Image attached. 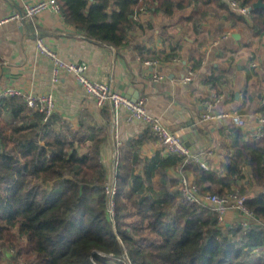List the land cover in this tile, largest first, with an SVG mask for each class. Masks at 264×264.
<instances>
[{
    "label": "trees",
    "instance_id": "16d2710c",
    "mask_svg": "<svg viewBox=\"0 0 264 264\" xmlns=\"http://www.w3.org/2000/svg\"><path fill=\"white\" fill-rule=\"evenodd\" d=\"M237 1L252 7L257 0ZM59 2L63 16L97 43H126L147 6L197 34L210 16H220L245 29L247 46L264 42V7L245 14L225 0ZM205 41L203 36L199 46ZM191 58L192 67L200 66L202 56ZM262 66L263 73L254 67L248 73L256 74L258 87L250 100L260 92L264 97ZM260 109L264 115V105ZM0 116V264L7 254L12 264H264V127L256 138L233 125L223 161L209 169L186 166L201 194H249L246 206L257 222L224 227L212 207L187 200L169 172L182 163L180 156L143 159L135 153L132 165L121 157L112 216L101 157L105 137L84 123L72 129L55 113L44 121L22 96L0 99Z\"/></svg>",
    "mask_w": 264,
    "mask_h": 264
},
{
    "label": "crops",
    "instance_id": "0c3cea01",
    "mask_svg": "<svg viewBox=\"0 0 264 264\" xmlns=\"http://www.w3.org/2000/svg\"><path fill=\"white\" fill-rule=\"evenodd\" d=\"M34 1L0 0V19ZM137 21L139 25L121 46L91 41L62 13L51 10L24 22H5L0 26V89L13 86L27 94L51 93L55 114L62 121L75 130L84 123L95 131L96 137L106 138L101 157L109 175L116 159L120 161L123 156L132 165L135 153L143 159L173 155L147 136L145 122L130 120L126 109L114 110L108 104L99 106L73 73L63 72L55 80L53 60L36 45L39 31L45 43L63 60L86 62L91 79L107 82L132 98L146 95L149 112L181 135L193 150L212 148L214 153L207 158L218 165L225 158L230 128L235 124L230 119L208 121L202 114L209 109L236 110L246 119L243 129L256 132L258 120L263 116L260 108L264 97L260 92L250 100V94L258 87L254 84L256 74L248 78V73L253 67L263 73L264 42L247 46L251 40L245 29L231 27L220 16H210L203 23L201 34L148 6L140 12ZM203 36L206 41L199 46L198 40ZM166 54L173 56L164 59ZM193 55L202 56V61L195 67L193 79L185 81ZM149 60L156 62L148 64ZM155 74H162L163 78L156 80ZM209 78L213 79L209 81ZM261 83L264 91V81ZM3 122L0 116V123ZM129 142L133 145L126 147ZM90 144L88 141L81 151H88ZM186 166L180 163L169 172L177 178L182 173L195 178ZM135 170L141 171L137 167ZM256 192L257 189L250 194ZM227 220L257 222L253 216L236 210L228 212Z\"/></svg>",
    "mask_w": 264,
    "mask_h": 264
},
{
    "label": "built area",
    "instance_id": "2783aa9c",
    "mask_svg": "<svg viewBox=\"0 0 264 264\" xmlns=\"http://www.w3.org/2000/svg\"><path fill=\"white\" fill-rule=\"evenodd\" d=\"M225 1L229 3L232 9L241 13L248 14L251 9V7L240 6L237 0ZM45 10L61 13V4L59 0H36L32 3H25L21 9H18L10 15L0 19V26L10 20L24 22ZM143 10L144 7L141 8L140 12ZM140 12L136 15V18H138ZM36 45L41 53L53 60V77L55 80H58L63 72L73 73L77 80L81 83L84 90L95 98L99 106L102 107L108 104L114 110L124 108L126 109L130 120L137 119L145 122L147 136L158 141L168 154L180 156L182 158V166L196 163L205 169L210 168L211 163L207 157L208 155H212L214 153L213 149L211 148L203 151L193 150L185 143L181 135L170 129V127L159 117L148 111V97L146 95L138 98H132L113 89L107 82L91 79L87 75L88 65L86 62L63 60L45 43V40L42 36H40L39 31H37ZM155 62L156 61H147L148 64ZM194 76L195 68L191 66L188 69L187 74L184 76V80L190 81ZM154 78L157 80L163 78V75L155 74ZM13 96H22L29 107L43 112L44 121L48 120L55 113V101L51 93L27 94L13 86H6L0 89V99ZM202 118L208 121L230 119L237 126H246L245 117L236 110L219 111L209 109L202 114ZM258 122V129L254 132L256 138L262 136L263 134L262 128L264 127V115L259 118ZM179 182L186 199L191 202L203 203L212 207L218 216L219 224L224 227H231L234 224L233 222L229 223L227 220V215L230 210H236L249 216H253L252 212L246 206V199L249 194H242L239 190L231 191L226 195H219L215 193L201 194L195 178L186 173L181 174ZM106 189L110 196L109 212L113 216L115 204L114 196L117 192L116 169L109 175ZM239 223H242L245 226L251 224L247 220Z\"/></svg>",
    "mask_w": 264,
    "mask_h": 264
},
{
    "label": "rangeland",
    "instance_id": "374dc122",
    "mask_svg": "<svg viewBox=\"0 0 264 264\" xmlns=\"http://www.w3.org/2000/svg\"><path fill=\"white\" fill-rule=\"evenodd\" d=\"M118 163H119V161H118V158L116 159V168H114L113 170H112V172L111 173H113L114 172V170L116 169V175H117V168H118ZM116 178H117V176H116ZM116 181H117V179H116ZM114 214H115V204H114ZM114 216V215H113ZM3 264H12V262H11V260H10V258L8 257V254L7 255H4V263Z\"/></svg>",
    "mask_w": 264,
    "mask_h": 264
},
{
    "label": "water",
    "instance_id": "95a60500",
    "mask_svg": "<svg viewBox=\"0 0 264 264\" xmlns=\"http://www.w3.org/2000/svg\"><path fill=\"white\" fill-rule=\"evenodd\" d=\"M259 7H264V1L263 0H257L253 5H252V9H256ZM187 145H190L189 143H186Z\"/></svg>",
    "mask_w": 264,
    "mask_h": 264
}]
</instances>
